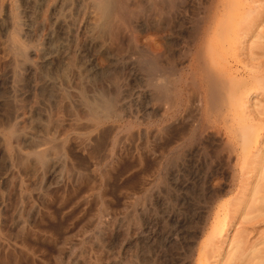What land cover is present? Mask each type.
Returning a JSON list of instances; mask_svg holds the SVG:
<instances>
[{
	"label": "rangeland",
	"instance_id": "obj_1",
	"mask_svg": "<svg viewBox=\"0 0 264 264\" xmlns=\"http://www.w3.org/2000/svg\"><path fill=\"white\" fill-rule=\"evenodd\" d=\"M48 2L0 0V137L17 110L25 129L33 120L40 139L64 151L63 167L49 172L14 163L30 143L11 140L9 161L0 156V264H264V0H123L104 31L84 26L75 3ZM207 19L205 59L195 62L192 36ZM15 22L33 62L21 85L7 52ZM65 69L73 91L110 101L99 128L75 124L71 93L65 113L57 92L47 99L38 89L45 74L68 88ZM25 195V223L10 228Z\"/></svg>",
	"mask_w": 264,
	"mask_h": 264
},
{
	"label": "bare ground",
	"instance_id": "obj_2",
	"mask_svg": "<svg viewBox=\"0 0 264 264\" xmlns=\"http://www.w3.org/2000/svg\"><path fill=\"white\" fill-rule=\"evenodd\" d=\"M43 1V0H42ZM123 1V0H122ZM122 1L121 0H50V3L48 4V5H50V7L52 8V9H59V8H61L62 6H64V5H69V4H71V3H75L78 7H79V10H82V12L84 13V15L86 16L84 19L86 20H84L85 21V25L84 26H88V27H90V28H97L98 30L99 29H102L103 31L104 30H106L107 28H109L110 27V25L112 24V22H113V20H115V18H116V16H122L121 14L120 15H118L119 13V11H122L121 9L123 8V3H122ZM153 2H157L158 4H159V0H152ZM172 1V0H171ZM148 2H150V0H148ZM162 2V1H161ZM174 2H175V0H174ZM38 3V2H37ZM132 3H134V2H132ZM135 4L137 5V3L135 2ZM135 4L133 5V6H135ZM148 4H154V3H148ZM161 4V3H160ZM159 4V5H160ZM163 4V3H162ZM129 5V4H128ZM131 6V5H130ZM156 7V6H155ZM166 7V6H165ZM124 10V9H123ZM252 11V10H251ZM123 12V11H122ZM129 12V11H128ZM125 15V14H124ZM129 15V14H128ZM208 17H210V15H208L206 18H208ZM209 19V18H208ZM206 20L205 21V23H204V25L203 26H201V28H199L198 29V31L196 30V32H195V34L192 36V40H191V46H192V49H194L195 48V56H194V58H195V60H197V61H195V62H201V61H204V59H205V55H204V52H203V45H202V42L204 43V41H205V39H206V37L209 35V32L211 31V29H210V22H211V20ZM114 23H116L115 21H114ZM252 25H253V23H252ZM251 25V26H252ZM112 26H113V24H112ZM251 26L250 27H246V29L244 30V36H246V35H248L250 32H252V30H251ZM114 27V26H113ZM82 29V28H81ZM85 29V28H84ZM83 29V30H84ZM88 30H90V29H88ZM192 30V29H191ZM201 30V31H200ZM85 31H87V29L85 30ZM96 31V30H95ZM115 32V30H112L111 31V34H112V32ZM200 31V32H199ZM82 32V31H81ZM88 32V31H87ZM92 32H94L93 30L91 31V34H92ZM85 33V32H84ZM19 34H20V26H19V24H18V22H15L14 23V25H13V29H12V31L10 32V34H9V37H8V41H7V52L9 53H11L13 56L12 57H15V61H16V65H15V69H14V75H13V80L16 82V85H21L22 84V81H23V76H22V71H21V69L23 70L24 69V65L25 66H27V64L28 65H31V66H33L32 65V63L30 62V54H31V49H29L28 47H27V45L26 44H24L21 40H20V38H19ZM90 34V36L92 37V35ZM97 34V33H96ZM104 34H107V32H105ZM104 34H102V37H100V38H103V35ZM201 34V35H200ZM86 36H88V35H86ZM96 37V36H95ZM114 37V36H113ZM90 38V37H89ZM94 38V37H93ZM92 39V38H91ZM103 39H105V38H103ZM100 40V39H99ZM261 40V39H260ZM101 41V40H100ZM210 53V52H209ZM250 53V52H249ZM260 53H262V52H260ZM11 54H9V56L11 55ZM257 55V54H256ZM255 56V55H254ZM252 57V56H251ZM255 57H258V56H255ZM254 57V58H255ZM251 59H253V58H251ZM71 60V59H70ZM49 62H51L50 60H49ZM69 62V61H68ZM51 64V63H50ZM47 65H48V63H47ZM69 65V64H68ZM70 66H71V68H70V71H71V69H74V70H76V65L74 64V62H73V60L71 61V64H70ZM258 66V65H257ZM29 67V66H28ZM40 67V66H39ZM69 69V68H68ZM66 70V72H63L62 73V80L64 81V86H66V87H68L69 85L67 84L68 83V81H71L72 80V78L71 77H69V70ZM74 70H73V72L72 73H74ZM67 71H69V72H67ZM62 72V71H61ZM79 73H81V72H79ZM79 73H77V72H75V74L77 75V74H79ZM101 73V72H100ZM23 74H25V73H23ZM60 74V73H59ZM59 74H58V76H59ZM102 74V73H101ZM255 74V73H254ZM70 75H71V73H70ZM75 75V76H76ZM84 75V74H83ZM11 76V75H10ZM53 76V75H52ZM51 75L50 76H47L46 74L45 75H43V78H44V81H43V83L41 84V85H39V87H38V89L44 94V97H46L47 99H52V97L54 98L55 97V92H57V96L59 97V98H61V102L59 103V106L61 105V107L62 108H64L65 110V113H68V112H70L71 110H70V100H72V99H70V93L72 94V98H74L73 100L74 101H72V102H76L74 105H76V107H77V109H76V107L75 106H73V109H74V107H75V109H76V111H74V112H70V113H72V114H74L75 116L73 117V119L76 121V118L75 117H77V116H79V118L80 119H78L77 118V121L75 122V124L76 125H78V126H80L81 128H84V129H88V128H96V127H98L99 126V124H102V123H100V122H102L105 118H107L109 115H110V111H112L111 110V103H110V101H108L107 99H104V98H102V97H98V98H96V97H94V98H91L90 96H86V94L84 93V90H82L80 87H78V86H83V84L82 85H78V84H80V83H78V81H77V89H78V91H73L72 89H74V88H76L75 86H73L72 84H70V85H72L71 87H72V89L71 88H69V89H71L72 91L71 92H69L68 91V88H62V87H60V88H58L57 89V86H58V84L56 83V78L55 77H52ZM82 76V75H81ZM84 76H86V75H84ZM89 76V75H88ZM68 77L69 78H71V80H67L68 79ZM73 77V76H72ZM76 77H79V76H76ZM75 77V78H76ZM94 77V76H93ZM97 76H95V78H96ZM89 77H87V79H88ZM96 80H98V79H96ZM104 80V79H103ZM110 80V79H109ZM42 81V80H41ZM41 81H39V83L41 82ZM80 81V80H79ZM86 81V80H85ZM58 83H59V81H57ZM74 82H76V81H74ZM84 81L82 80V83H83ZM87 82V81H86ZM85 82V83H86ZM88 84H91L92 86H94V84L93 83H90V82H87ZM86 83V84H87ZM13 84V83H12ZM57 84V85H56ZM60 84V83H59ZM65 84H67V85H65ZM85 85V84H84ZM100 85V84H99ZM63 86V87H64ZM16 87V86H15ZM85 87H87V86H85ZM90 87V86H89ZM101 87V86H100ZM95 88H98V87H96L95 86ZM67 89V90H66ZM85 89V88H84ZM86 89H88V90H91V92H93L92 91V88L90 87V88H86ZM100 89V88H99ZM17 90V89H16ZM98 90V89H97ZM101 90V89H100ZM96 91V90H95ZM102 91V90H101ZM24 92V91H23ZM107 92V91H106ZM109 93V92H108ZM41 94V93H40ZM39 94V95H40ZM92 94H94V92L92 93ZM92 94H89V95H92ZM104 94H106V93H104ZM103 94V95H104ZM97 95V94H96ZM109 95H111V94H109ZM17 96V95H16ZM104 96H107V95H104ZM114 96V95H113ZM23 97V96H22ZM90 97V98H89ZM108 97V96H107ZM16 99V98H15ZM20 99V98H19ZM110 100L112 101V99L110 98ZM46 101V100H45ZM15 102H16V100H15ZM14 102V103H15ZM50 102V101H49ZM51 102H53V101H51ZM12 103V105H11V107L13 106V102H11ZM20 103V102H19ZM39 103V102H38ZM44 104H45V102H43ZM42 103V104H43ZM17 104V103H16ZM40 104V103H39ZM51 104V103H50ZM20 105H21V103H20ZM30 105V104H29ZM54 105V104H53ZM52 105V106H53ZM15 106H18L19 108H21L19 105H15ZM42 106V105H41ZM44 106H46V105H44ZM47 106H48V103H47ZM45 107V108H48V107ZM8 108H9V106H8ZM14 109H15V107H13ZM17 108V107H16ZM42 108H44V107H42ZM41 108V109H42ZM49 108H50V106H49ZM55 108V107H54ZM56 109V108H55ZM48 110H50V109H48ZM20 111V110H19ZM36 111V110H35ZM35 111H33V112H35ZM43 111H44V109H43ZM67 111V112H66ZM47 112H49V111H47ZM60 112H62V111H60ZM10 115H12V117H13V119H14V123L11 125V126H9L8 128H7V130H5L6 131V135H5V137L3 138V137H0V140H1V148H0V156L1 157H6V155L8 154V152H7V147H9V148H11V150H13L12 149V147L13 146H11V145H13V144H11L10 146H8L9 144H8V142L10 141V142H12L11 140H13V142H14V144L15 143H17L18 144V146H19V144L21 145V144H25V143H30L31 145H33L32 146V150H29L27 153H22V152H20V151H17V149L14 147V150H15V152L17 151V156H15V157H17V162H14L15 164L16 163H18V164H20V166H25V164H27V163H29V164H36V165H38L39 167H37V168H42L43 170L45 169V170H47L48 172L49 171H51V170H55L56 171V169H57V171H59V169L61 168V166H62V163H61V161H63V160H61V156H62V154L64 153V151H63V149H61L63 152H62V154L60 153L61 151H59V149H60V147L57 145L58 144V142L56 143V142H53V139L51 140L50 138H45L44 137V135L42 136V139H40L41 137L40 136H38L37 135V133H35L34 131H33V127L34 126H38L39 124L37 123V125H36V123L32 120V123L30 124L31 125V127H30V129H25L24 128V126H23V124L25 123V121H26V117H25V115L23 114V113H20V112H18L17 110H14L12 113H9ZM71 114V115H72ZM9 115V116H10ZM49 115H50V113H49ZM68 115V114H67ZM38 116V115H37ZM69 116V115H68ZM111 116H114V114L113 115H111ZM118 116V115H117ZM35 117V116H34ZM47 117V116H46ZM61 117V116H60ZM59 117V118H60ZM72 117V116H71ZM114 117H116V116H114ZM11 118V117H10ZM43 118V117H42ZM66 118V117H65ZM64 118V119H65ZM117 118V117H116ZM115 118V119H116ZM45 119V118H44ZM50 119V118H49ZM53 119V118H52ZM61 119V118H60ZM71 119V121H72V118H70ZM11 120V119H10ZM29 120V119H28ZM45 121V120H44ZM50 121H52L51 119H50ZM56 120L54 119L53 120V122H55ZM61 121V120H60ZM59 121V122H60ZM64 120H62V122H63ZM31 122V121H30ZM62 122H60V124H63ZM73 122V121H72ZM111 123V122H110ZM115 123V122H114ZM8 124V123H7ZM48 125H50L49 123H47ZM46 125V124H45ZM52 125H54V124H52ZM58 125V124H57ZM65 124H63L62 126H64ZM114 125V124H113ZM7 126V125H6ZM61 126V127H62ZM43 128H44V126H42ZM41 127V128H42ZM49 127V126H48ZM68 127V126H67ZM80 127H77V129L78 128H80ZM115 127V126H114ZM4 128V127H3ZM59 128V127H58ZM99 128V127H98ZM118 129H119V127H117ZM49 129V128H48ZM72 129H74V128H72ZM84 129H80L81 131H77V132H82ZM105 129H106V127H105ZM117 129V130H118ZM3 130V131H4ZM60 130L62 131V129L60 128ZM79 130V129H78ZM91 130V129H90ZM60 131V132H61ZM94 131V130H93ZM105 131H108V130H105ZM109 131H112V129L111 130H109ZM114 131H115V129H114ZM70 132V131H69ZM76 132V133H77ZM89 133H91L90 131H88ZM98 132V131H97ZM103 132V131H102ZM62 133V132H61ZM60 133V134H61ZM68 133V132H67ZM88 133V134H89ZM92 133H94V132H92ZM44 134V133H43ZM66 134V133H65ZM83 134H85V133H83ZM98 134H100V133H98ZM112 134H114V133H112ZM111 134V135H112ZM2 135V134H1ZM70 135V134H69ZM74 135H76V134H74ZM78 135V134H77ZM76 135V136H77ZM86 135V134H85ZM85 135H83V136H81V135H78V137L80 136V137H82L81 139L84 141V142H86L85 140L86 139H88L89 140V138H86L85 139ZM92 135V134H91ZM95 135H96V133H95ZM54 136V135H53ZM65 136V135H64ZM71 137L73 136V135H70ZM87 136V135H86ZM99 136V135H98ZM117 136V135H116ZM50 137V136H49ZM58 137H59V135H58ZM66 137V136H65ZM80 137H79V139L77 138V141L78 140H80ZM112 137V136H111ZM54 138V137H53ZM71 139V138H70ZM70 139H69V141H70ZM85 139V140H84ZM94 139V138H93ZM99 139H102L101 137L99 138ZM98 139V140H99ZM55 140H57V139H55ZM54 140V141H55ZM59 140V145H60V140H61V138L60 139H58ZM64 140H65V138H64ZM63 140V141H64ZM87 140V141H88ZM62 141V142H63ZM92 141V140H91ZM104 141V140H103ZM115 141V140H114ZM93 142V141H92ZM100 142H102V141H100ZM72 143V142H71ZM75 143V142H74ZM73 143V144H74ZM90 143V142H89ZM89 143H87L86 142V144H89ZM105 143V142H104ZM103 143V144H104ZM108 143V142H107ZM112 143V145L111 146H114L113 145V142H111ZM111 143H109V144H111ZM8 144V145H7ZM70 144V143H69ZM85 144V145H86ZM96 144V142L94 143V145ZM101 144V143H100ZM16 145V144H15ZM91 145H92V143H91ZM97 145H98V142H97ZM17 146V147H18ZM27 146V145H26ZM102 146V145H101ZM58 147H59V149H58ZM85 147V146H84ZM86 147H88V146H86ZM98 147H100L99 145H98ZM27 148H29L28 146H27ZM68 148H69V146H68ZM97 149V147H93V149ZM106 148V147H105ZM75 149V148H74ZM100 149H102V147H100ZM111 149V148H110ZM113 149H114V147H113ZM115 149H116V147H115ZM99 150V149H98ZM8 151H10V150H8ZM100 151V150H99ZM106 151V150H105ZM113 151H115V150H113ZM113 151H112V153H113ZM257 151V150H256ZM12 152V151H11ZM26 152V151H25ZM91 153V152H90ZM103 153V152H102ZM106 153V152H105ZM118 153V152H117ZM9 154H10V156H11V153L9 152ZM15 154V155H16ZM66 155H67V153H65ZM64 154V155H65ZM65 155V156H66ZM105 155H107V153L105 154ZM117 155V154H116ZM104 156V155H103ZM108 156V155H107ZM12 157V156H11ZM14 157V156H13ZM12 157V158H13ZM63 157V156H62ZM110 157V156H109ZM9 158V157H8ZM11 158V159H12ZM97 158H99V156L97 157ZM10 159V160H11ZM63 159V158H62ZM65 159V158H64ZM111 159V158H110ZM113 160V159H112ZM4 161L7 163L8 161H9V159H7V157L6 158H4ZM68 161V160H67ZM13 163V164H14ZM65 163V162H64ZM13 164H12V166H13ZM79 164V163H78ZM82 164V163H81ZM92 164V163H91ZM99 164V163H98ZM98 164H97V166H98ZM11 165V164H10ZM80 165V164H79ZM15 166V165H14ZM17 167H18V165H16ZM15 166V167H16ZM92 166V165H91ZM63 167V166H62ZM76 167V166H75ZM70 168V167H69ZM18 169H20V168H18ZM63 169V168H62ZM71 169V168H70ZM70 169L68 170V171H70ZM89 169V168H88ZM12 171V170H11ZM52 171V172H53ZM103 171V170H102ZM41 172V171H40ZM48 172H47V174H48ZM76 172H78V171H76ZM80 172L81 171H79V173H76V174H80ZM42 173V172H41ZM67 173V172H66ZM72 173H74L73 171H72ZM26 174V173H25ZM61 174V173H60ZM64 174V173H63ZM71 174V173H70ZM87 174H89V172L87 173ZM51 175V174H50ZM83 175V174H82ZM58 176H60V175H58ZM86 176V175H85ZM84 176V177H85ZM83 177V178H84ZM94 177V176H93ZM15 178V177H14ZM86 178V177H85ZM12 179V178H11ZM21 179V178H20ZM66 179V178H65ZM71 179V178H70ZM77 179V178H76ZM94 179H95V177H94ZM15 180V179H14ZM87 180V179H86ZM21 181V180H20ZM83 181V180H82ZM98 181V180H97ZM4 182L6 183V185H8V187H10L11 189H13L14 191L16 190L17 192H20L21 191V183H19V182H17V181H15V183H13L11 180H9L8 178H5L4 179ZM93 182V181H92ZM68 183V182H67ZM96 183V182H95ZM90 183H88L87 185H89ZM22 185H24V184H22ZM38 185V184H37ZM37 185H35V186H37ZM87 185L84 187L85 189H86V187H87ZM14 186V187H13ZM23 187V186H22ZM39 187V186H38ZM42 187V186H41ZM98 186L96 185V188H97ZM43 188V187H42ZM6 189H7V187H6ZM85 189H83V190H85ZM95 189V188H94ZM5 190V189H4ZM8 190H10V189H8ZM8 190H7V192H8ZM22 190H23V188H22ZM50 190V189H49ZM63 190V189H62ZM15 191V193H17ZM62 192V191H61ZM81 192H83V191H81ZM84 192H86V191H84ZM21 193V195H22V192H20ZM98 193V192H97ZM8 194H9V192H8ZM81 194V193H80ZM7 195V194H6ZM13 195H15V194H13ZM12 195V196H13ZM64 195V194H63ZM78 195H79V193H78ZM77 195V196H78ZM3 196H5V195H2V197ZM11 196V195H10ZM39 196H40V193H39ZM76 196V197H77ZM20 197V196H19ZM13 198V197H12ZM41 198V197H40ZM75 198V197H74ZM3 199H5V198H3ZM7 199V198H6ZM28 198H27V196L25 195L24 197H21V203L22 204H20V202H19V200L16 202V203H13L14 205H17V203L18 204H20L19 206H16L15 208H14V210L13 211H15L14 212V217H13V219L10 221V228H17V227H20L21 226V224H22V218L23 217H21V212L23 211V208H24V205H23V201L24 202H28V201H25V200H27ZM43 199V198H42ZM42 199H40V200H42ZM64 199V198H63ZM73 199V198H72ZM79 199H82V198H79ZM7 200H9V199H7ZM10 201V200H9ZM13 202H15V201H13ZM31 202V201H30ZM7 203V202H6ZM8 204V203H7ZM29 204V203H28ZM69 204H70V202H69ZM9 205V204H8ZM133 205V204H132ZM13 206V205H12ZM135 206V205H134ZM17 207H18V209H17ZM67 207H68V205H67ZM130 208H132V206L130 207ZM27 209V208H26ZM102 211V210H101ZM35 212V211H34ZM130 211H128V213H129ZM1 213V212H0ZM27 213V212H26ZM31 213V212H30ZM3 214V213H2ZM7 216V215H6ZM111 216V215H110ZM124 216H126V215H124ZM25 217V216H24ZM27 218V217H26ZM32 218V217H31ZM23 219H25V218H23ZM124 219H125V217H124ZM127 219V218H126ZM1 220V219H0ZM3 220H5V219H3ZM2 221V220H1ZM0 221V222H1ZM24 223H25V221H23ZM6 223V222H5ZM90 225V224H89ZM12 231V230H11ZM80 243V242H79ZM73 246H74V244H72ZM76 245V244H75ZM66 246V245H65ZM69 247H72V246H70L69 245ZM17 249V248H16ZM72 249V248H71ZM70 249V250H71ZM69 250V248L67 249V250H64V252H68V251H70ZM63 251V250H62ZM67 254H69V253H67ZM66 256V255H65Z\"/></svg>",
	"mask_w": 264,
	"mask_h": 264
}]
</instances>
